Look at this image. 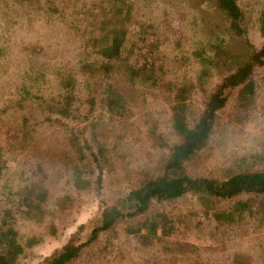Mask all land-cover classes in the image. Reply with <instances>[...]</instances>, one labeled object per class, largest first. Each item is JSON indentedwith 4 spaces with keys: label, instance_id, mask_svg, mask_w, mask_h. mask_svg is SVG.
<instances>
[{
    "label": "rangeland",
    "instance_id": "rangeland-1",
    "mask_svg": "<svg viewBox=\"0 0 264 264\" xmlns=\"http://www.w3.org/2000/svg\"><path fill=\"white\" fill-rule=\"evenodd\" d=\"M119 1L114 10H119ZM105 2L0 0V108L8 105L14 82L24 75L44 77L51 86L46 85L36 101L46 100L43 109L35 103L0 113V216L16 210L20 199L16 193L24 187L44 191L32 217L19 215L12 222L20 243L33 238L16 264H46L68 241L84 246L66 264H202L204 259L228 264L237 251L251 264H264V224L259 225L264 195L238 197L252 206L251 214L244 211L240 219L235 213L227 222L215 221L213 214L227 213L237 199L187 194L174 201H153L147 213L117 219L88 241L104 211L116 208L125 213L126 195L163 174L168 148L176 141L170 127L172 97L178 89L186 91L178 106L190 123L224 73L230 72L232 58L244 53L243 44L257 49L264 41V0H236L242 13L239 36L216 9L217 0H128L133 5V19L127 24L132 40L141 47V39L150 37L163 59L164 75L158 71L154 78L147 72L145 79L136 80L119 115L104 109L98 92L92 108L83 84L92 87L94 81L81 72L72 73L77 90L61 115L60 92L45 68L70 67L77 61L70 52V37L75 36L82 13L99 16L92 26L77 29L105 42V33L98 28ZM193 17L201 18L197 34L189 26ZM123 35L118 33L116 39ZM208 43L221 47L224 66H209L201 77V67L190 56ZM252 76L251 95L239 88L226 92V103L216 112L204 147L182 166L189 177L223 181L264 168V64ZM93 79L108 81L99 73ZM166 82L173 85L169 97L162 90ZM26 113L32 117L23 129L20 118ZM75 167L78 171L73 173ZM255 207L259 213L254 214ZM252 218L254 223L245 226ZM145 219L157 224L155 237L147 236L145 228L129 234ZM196 246L199 252L193 251Z\"/></svg>",
    "mask_w": 264,
    "mask_h": 264
},
{
    "label": "trees",
    "instance_id": "trees-1",
    "mask_svg": "<svg viewBox=\"0 0 264 264\" xmlns=\"http://www.w3.org/2000/svg\"><path fill=\"white\" fill-rule=\"evenodd\" d=\"M119 10H114L117 5L116 0H106L104 3L105 10H101V21L98 22L99 31L105 33V42L101 44L99 40L95 39L92 33L84 32L83 28L77 29L82 25H93L96 13L87 16L83 13V18L78 19L77 28L71 30L75 36L70 37L71 48L70 52L73 54L75 60L70 67H61L60 65H53L45 71L51 78L53 84L60 92L61 107L59 114H65L69 108L70 102L74 99L70 94L76 91V82L73 74L78 72L87 75L94 84L92 87L87 83L83 84L87 91L86 96H89L88 102L94 103L93 96L96 97L98 92L99 101L107 112H115L121 114L126 108L128 102V93H132L135 87L136 80L147 75H154L155 72L163 73V59L156 55L157 46L154 45L149 36L141 39L142 46H137V42L132 40V33L127 26L133 19V5L128 0H121ZM216 9L226 17L230 28H232L236 35H241L240 23L242 21V13L237 5L236 0H217ZM95 12V11H93ZM201 18L193 17L189 22L192 30L199 29V21ZM77 33V35H76ZM118 33L124 35L120 39H116ZM261 34L264 37V20L261 23ZM194 35V33H193ZM107 38V39H106ZM206 41L208 38H206ZM245 51L240 55L232 58L234 65L230 66V72L224 73L217 86L207 96L203 105L202 111L192 118L188 123L186 119V112L181 110L178 103L184 102V87L178 89L177 93L172 97L174 106L171 107V127L170 132L176 141L168 148V156L163 167V174L153 179L146 181L141 187L130 191L123 199V203L127 205L125 213L113 208L109 211H104L101 215V225L91 231L88 241L95 238L96 232L109 229L117 219L133 218L147 213L151 203L174 201L187 194H196L199 196H207V198L219 200H234L240 196H262L264 195V168L251 173H237L228 176L223 181H216L206 178H191L183 171V164L188 161L195 153L201 150L207 141L212 127L214 125L215 114L222 109L227 100V91L239 88L241 93L251 95L253 92L252 75L254 70L260 68L264 64V41L256 49L251 47L248 43H244ZM202 52V53H200ZM204 52V53H203ZM223 50L220 46L208 43L206 49L203 51H194L191 53V58L196 65L201 67L200 76L202 77L209 66H224L220 61V55ZM2 51L0 50V55ZM202 57V58H201ZM198 59V60H197ZM156 64L158 67L155 68ZM73 70V71H72ZM73 73V74H72ZM103 74L108 78L105 82H96L93 76L96 74ZM46 76V75H45ZM18 80V76L15 78ZM145 79V78H144ZM155 80V79H154ZM153 80V81H154ZM47 79L37 76H22L18 83L14 82L9 103L6 107L0 108V113H6L10 108H24L26 104L35 105L39 109H43V104L46 100H40V94L45 90L48 84ZM50 86V85H47ZM51 88V86H50ZM162 90L169 97L173 90V85L166 82L162 85ZM70 95V96H69ZM171 98V99H172ZM170 99V100H171ZM67 101L62 105L61 101ZM38 103V104H37ZM13 104V105H12ZM35 110H38L37 108ZM42 113V110L39 113ZM31 115H22L20 127L26 128L27 122L31 120ZM3 163L0 161V177H2ZM78 171L75 167L73 173ZM34 192V193H33ZM15 195V194H14ZM16 210L14 212L4 211L0 216V264H16L19 257L24 253L25 247L30 246L33 238L30 237L20 243L17 233L13 228V221L16 216L32 217V211L39 207V203L43 201L44 191L40 187L26 186L23 191H17ZM252 207V206H251ZM250 205L246 201L240 199L235 200L227 213H214L213 219L217 222L231 221L233 214H237L240 219L244 218V211L251 214ZM254 209V208H253ZM260 208L255 207V212L259 213ZM259 225L264 224V212ZM22 217V218H23ZM256 218L250 221H245V226L253 224ZM147 229V236L155 237L156 223H148L145 220L136 227L130 230L129 234L140 232L141 229ZM213 234V232H212ZM25 245V246H24ZM84 245H73L68 241L58 251L53 253L46 261V264H66L71 259L77 256L78 252ZM199 252V247H194L193 251ZM201 264V263H199ZM202 264H216L210 260L204 259ZM228 264H251L249 258L241 253L233 252L231 261Z\"/></svg>",
    "mask_w": 264,
    "mask_h": 264
}]
</instances>
